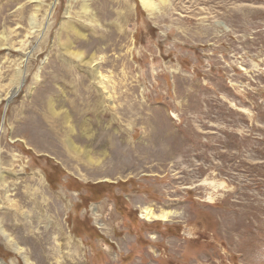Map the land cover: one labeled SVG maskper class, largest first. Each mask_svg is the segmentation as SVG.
<instances>
[{"label":"rangeland","instance_id":"374dc122","mask_svg":"<svg viewBox=\"0 0 264 264\" xmlns=\"http://www.w3.org/2000/svg\"><path fill=\"white\" fill-rule=\"evenodd\" d=\"M152 2L0 0V264H264V0Z\"/></svg>","mask_w":264,"mask_h":264},{"label":"bare ground","instance_id":"6f19581e","mask_svg":"<svg viewBox=\"0 0 264 264\" xmlns=\"http://www.w3.org/2000/svg\"><path fill=\"white\" fill-rule=\"evenodd\" d=\"M140 1V3L142 4V5H144V6H149V7H155V5H154V3L152 2V0H139ZM33 2H34V7L32 8V10L30 11V13L28 14V17H27V20H28V24H29V26H28V34H32V33H34L35 31H36V27H37V17H38V13L40 12V10L42 9V5L44 4V2H45V0H33ZM20 7V6H19ZM81 10L83 11V13H84V15H86L87 17H91V19L93 18V16H91V15H88L89 14V8H88V4L87 3H83L82 4V6H81ZM51 14V12H49V11H46V16L45 17H48L49 15ZM72 30H74V31H76V28L73 26V25H71V26H69ZM3 39V38H2ZM4 40V39H3ZM0 46H1V44H0ZM69 50V49H68ZM75 53V52H74ZM77 57H78V59H82L81 58V56H80V54H75ZM82 62H84L86 65H88V66H91L92 68H93V71L96 73V79L98 80V81H100V82H103V81H105V79H104V77H103V75H102V73H100L99 72V70H98V65H97V63H95L94 61H93V57H91L89 60H86V61H82ZM17 67V66H16ZM15 71H14V75H15V78H17V80H20L21 79V77H23L22 76V72H21V70L19 69V68H15L14 69ZM24 73V72H23ZM19 83V82H18ZM85 86V85H84ZM11 92H14V90L13 91H11ZM12 94V93H11ZM56 115V114H55ZM85 123H81L80 124V130H82V132H84V131H88L87 130V125L85 124ZM50 128V127H49ZM89 136H91V134H89L88 135V137ZM61 138V137H60ZM2 184H3V182H2ZM7 190V189H6ZM7 192V191H6ZM8 193V192H7ZM5 198H7V197H5ZM16 204V203H15ZM141 212H142V215L144 216V218L145 219H147V220H149L150 218H154V219H160V220H163V221H165V220H167L168 218H169V216H170V211H165V210H162L161 209V211H154L152 208H143L142 210H141ZM0 233L1 234H3L4 236H5V238L7 239V241L9 242V243H11L10 242V240H11V238L10 237H8L6 234H4V231L3 230H1L0 229ZM22 240V239H21ZM14 245V244H13ZM17 250H19V248L17 247ZM25 260H26V262H28V258L27 257H25Z\"/></svg>","mask_w":264,"mask_h":264}]
</instances>
